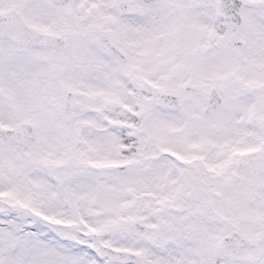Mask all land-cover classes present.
Segmentation results:
<instances>
[{"label": "snow or ice", "instance_id": "1", "mask_svg": "<svg viewBox=\"0 0 264 264\" xmlns=\"http://www.w3.org/2000/svg\"><path fill=\"white\" fill-rule=\"evenodd\" d=\"M0 264H264V0H0Z\"/></svg>", "mask_w": 264, "mask_h": 264}]
</instances>
